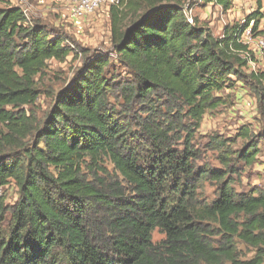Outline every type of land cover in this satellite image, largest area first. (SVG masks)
<instances>
[{"label": "trees", "instance_id": "1", "mask_svg": "<svg viewBox=\"0 0 264 264\" xmlns=\"http://www.w3.org/2000/svg\"><path fill=\"white\" fill-rule=\"evenodd\" d=\"M118 1L110 50H82L41 120L25 106L42 92L47 61L72 49L20 6H0V188L18 189L11 205L0 191V264H264V188L233 186L258 153L254 135L240 127L239 149L209 135L219 167L193 141L237 82L264 109V73L247 69L242 41L264 13L215 36L179 0ZM195 1L227 11L234 0ZM113 63L130 79L109 76ZM113 89L118 104L107 100ZM204 182L215 186L211 200Z\"/></svg>", "mask_w": 264, "mask_h": 264}, {"label": "rangeland", "instance_id": "2", "mask_svg": "<svg viewBox=\"0 0 264 264\" xmlns=\"http://www.w3.org/2000/svg\"><path fill=\"white\" fill-rule=\"evenodd\" d=\"M183 9L191 18L196 17L200 25L208 27L217 36L225 25L233 23L242 24L247 15L259 11L264 13V0H234L229 10L223 11L219 6L202 4L195 0H179ZM13 4L25 8L32 19L45 23L49 28L56 30L65 36V44L72 49L70 54L62 61L48 60L46 68L38 76L41 93L32 105L25 108L35 114L36 119L41 120L48 112L53 102L51 91L60 89L72 74L80 67L83 52L109 51L110 50V21L108 9L104 8L99 13L84 18L73 17L69 7L61 0H0V6ZM251 22L250 25H252ZM249 30V29H248ZM257 33L249 31L244 33V40L248 42L253 54V62L249 63L248 70H259L264 73V18L259 22ZM113 56L110 55V60ZM109 76L123 81L129 80V73L122 67L113 63ZM114 73V74H113ZM108 76V77H109ZM264 83V79H263ZM226 102L214 110H208L203 115L200 128L194 136V144L200 149L203 162H208L213 167H219L215 160V154L205 149L207 137L218 133L224 137L236 139L234 148H241L245 140L237 137L240 127L251 130L254 140L258 144V153L250 165L238 166V174L234 175L233 184L236 191H245L251 187L264 188V109L262 110L255 96L243 84L236 83L230 89H224L219 93ZM107 100L113 104L121 102L115 90L107 94ZM1 128V126H0ZM110 167V164H107ZM5 202L11 205L18 197V189L13 181L0 188ZM202 195L211 200L215 196V186L204 182ZM9 215L7 214V218ZM164 235L155 229L152 240L159 241Z\"/></svg>", "mask_w": 264, "mask_h": 264}, {"label": "built area", "instance_id": "3", "mask_svg": "<svg viewBox=\"0 0 264 264\" xmlns=\"http://www.w3.org/2000/svg\"><path fill=\"white\" fill-rule=\"evenodd\" d=\"M64 4L67 5V7H69L73 17H77V18H84L87 17L89 15H94L96 13H99L102 9L106 8L109 10V7L111 5H117L119 3L118 0H61ZM23 13L27 16V11L25 8H22ZM107 10V11H108ZM187 20L192 23V18L190 15H186ZM249 29V28H248ZM245 30V35L249 34V30ZM244 33L242 34V41L247 43L248 42L246 40H244L245 38ZM249 47V45H248ZM250 49V48H249ZM251 50V49H250ZM242 56H246V53H241ZM253 62L252 60H249L248 62V66L249 63Z\"/></svg>", "mask_w": 264, "mask_h": 264}, {"label": "crops", "instance_id": "4", "mask_svg": "<svg viewBox=\"0 0 264 264\" xmlns=\"http://www.w3.org/2000/svg\"><path fill=\"white\" fill-rule=\"evenodd\" d=\"M28 16V15H27Z\"/></svg>", "mask_w": 264, "mask_h": 264}]
</instances>
